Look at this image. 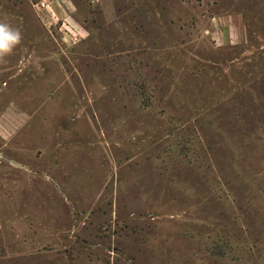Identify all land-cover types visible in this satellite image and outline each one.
Returning a JSON list of instances; mask_svg holds the SVG:
<instances>
[{
	"label": "rangeland",
	"instance_id": "obj_1",
	"mask_svg": "<svg viewBox=\"0 0 264 264\" xmlns=\"http://www.w3.org/2000/svg\"><path fill=\"white\" fill-rule=\"evenodd\" d=\"M0 19V264H264V0Z\"/></svg>",
	"mask_w": 264,
	"mask_h": 264
},
{
	"label": "clouds",
	"instance_id": "obj_2",
	"mask_svg": "<svg viewBox=\"0 0 264 264\" xmlns=\"http://www.w3.org/2000/svg\"><path fill=\"white\" fill-rule=\"evenodd\" d=\"M23 41V32L18 26H13L6 19H0V64H7L8 57Z\"/></svg>",
	"mask_w": 264,
	"mask_h": 264
}]
</instances>
